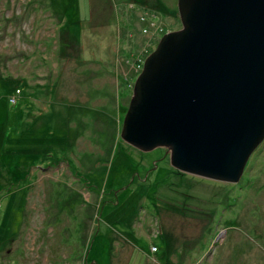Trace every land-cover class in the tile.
<instances>
[{"label": "rangeland", "instance_id": "obj_1", "mask_svg": "<svg viewBox=\"0 0 264 264\" xmlns=\"http://www.w3.org/2000/svg\"><path fill=\"white\" fill-rule=\"evenodd\" d=\"M180 27L177 0H0V264H264V140L229 182L120 135Z\"/></svg>", "mask_w": 264, "mask_h": 264}, {"label": "water", "instance_id": "obj_2", "mask_svg": "<svg viewBox=\"0 0 264 264\" xmlns=\"http://www.w3.org/2000/svg\"><path fill=\"white\" fill-rule=\"evenodd\" d=\"M137 74L120 135L180 171L236 182L264 140V0H177Z\"/></svg>", "mask_w": 264, "mask_h": 264}, {"label": "trees", "instance_id": "obj_3", "mask_svg": "<svg viewBox=\"0 0 264 264\" xmlns=\"http://www.w3.org/2000/svg\"><path fill=\"white\" fill-rule=\"evenodd\" d=\"M17 90H19V91H17ZM17 92H21V89L19 88V87H16V94H17ZM16 94H14V95H12V96H15V102H16V100H17V96H16ZM12 96L10 97V99L12 98ZM12 103H14L12 100H10Z\"/></svg>", "mask_w": 264, "mask_h": 264}, {"label": "built area", "instance_id": "obj_4", "mask_svg": "<svg viewBox=\"0 0 264 264\" xmlns=\"http://www.w3.org/2000/svg\"><path fill=\"white\" fill-rule=\"evenodd\" d=\"M17 91H19V90H17ZM11 100H12L13 102H15V96H12Z\"/></svg>", "mask_w": 264, "mask_h": 264}]
</instances>
